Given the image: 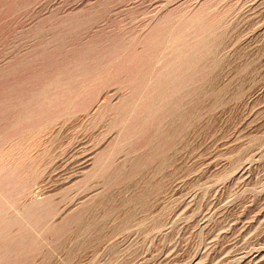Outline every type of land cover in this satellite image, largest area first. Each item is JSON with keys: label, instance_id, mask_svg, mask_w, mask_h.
I'll use <instances>...</instances> for the list:
<instances>
[{"label": "rangeland", "instance_id": "1", "mask_svg": "<svg viewBox=\"0 0 264 264\" xmlns=\"http://www.w3.org/2000/svg\"><path fill=\"white\" fill-rule=\"evenodd\" d=\"M0 264H264V0H0Z\"/></svg>", "mask_w": 264, "mask_h": 264}]
</instances>
